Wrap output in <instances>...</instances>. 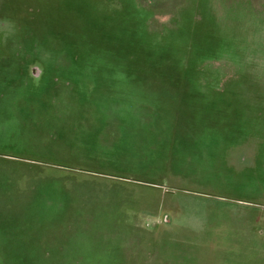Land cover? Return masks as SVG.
I'll return each mask as SVG.
<instances>
[{
	"label": "rangeland",
	"instance_id": "374dc122",
	"mask_svg": "<svg viewBox=\"0 0 264 264\" xmlns=\"http://www.w3.org/2000/svg\"><path fill=\"white\" fill-rule=\"evenodd\" d=\"M0 264H264V0H0Z\"/></svg>",
	"mask_w": 264,
	"mask_h": 264
},
{
	"label": "trees",
	"instance_id": "16d2710c",
	"mask_svg": "<svg viewBox=\"0 0 264 264\" xmlns=\"http://www.w3.org/2000/svg\"><path fill=\"white\" fill-rule=\"evenodd\" d=\"M141 32H142V30H141ZM141 32L139 31L138 28H137V30L134 28V33L133 34H135L136 36H139L141 34ZM84 44L87 46L88 42H85Z\"/></svg>",
	"mask_w": 264,
	"mask_h": 264
}]
</instances>
